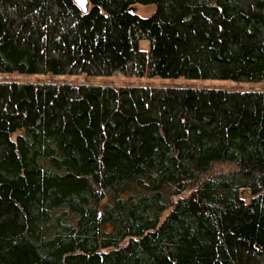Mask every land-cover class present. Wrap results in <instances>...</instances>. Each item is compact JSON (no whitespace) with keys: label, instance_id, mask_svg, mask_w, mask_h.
Masks as SVG:
<instances>
[{"label":"trees","instance_id":"obj_1","mask_svg":"<svg viewBox=\"0 0 264 264\" xmlns=\"http://www.w3.org/2000/svg\"><path fill=\"white\" fill-rule=\"evenodd\" d=\"M88 3L0 0V75L258 88L1 80L0 264H264V0Z\"/></svg>","mask_w":264,"mask_h":264},{"label":"rangeland","instance_id":"obj_2","mask_svg":"<svg viewBox=\"0 0 264 264\" xmlns=\"http://www.w3.org/2000/svg\"><path fill=\"white\" fill-rule=\"evenodd\" d=\"M134 9V13L140 18H147L150 14L154 11L155 6L153 5H135L132 7ZM140 47L142 49L147 48V44L145 42L140 43ZM7 80V81H16V82H55V83H70V84H113L116 86L119 85H142V86H177V87H215V88H239V89H250V88H258V85L253 84H236L233 82L227 81H186L183 79H176V80H162L158 78L154 79H145V78H123V77H113V78H89L84 75L78 77H65V76H58L54 77L49 74L47 75H34V76H23L18 74H8V75H0V81ZM242 197L244 199H248L249 196L246 192H243Z\"/></svg>","mask_w":264,"mask_h":264},{"label":"water","instance_id":"obj_3","mask_svg":"<svg viewBox=\"0 0 264 264\" xmlns=\"http://www.w3.org/2000/svg\"><path fill=\"white\" fill-rule=\"evenodd\" d=\"M73 2L82 11V13H86L88 11V0H73ZM130 12H134V9H130Z\"/></svg>","mask_w":264,"mask_h":264}]
</instances>
